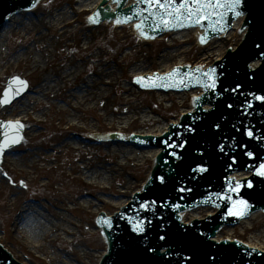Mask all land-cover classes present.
Wrapping results in <instances>:
<instances>
[{
    "label": "rangeland",
    "instance_id": "374dc122",
    "mask_svg": "<svg viewBox=\"0 0 264 264\" xmlns=\"http://www.w3.org/2000/svg\"><path fill=\"white\" fill-rule=\"evenodd\" d=\"M67 1L43 0L37 9L33 13H30L29 19L36 24H39L41 20L44 22L48 21L57 10H69ZM73 9L75 11L77 7L74 6L71 10ZM86 14H88V11L84 14L78 13L72 16L71 22L73 23L75 32L70 31L67 34L65 44L68 46V50H66V46L64 45L60 52L66 56L68 55L70 59H83L86 53L81 37L83 33L90 34L89 31L92 30L91 53H100L104 61H109L110 66L117 69L118 86L121 89L131 87L130 71L137 62L142 61L145 54L153 57L155 54L161 56L164 51L174 54L176 50H180L186 52V55L188 54V61L191 64L203 50V48L196 44L194 37L190 41L180 43L177 48L173 47L166 50L167 45L173 42V39L169 35L163 36L151 44L141 42L135 37L131 29L128 28L118 29L114 26H90L86 22ZM4 30L2 28L0 34ZM20 36L22 35L19 31L15 30L12 32L8 38L9 44H14ZM19 44L20 42H17V45ZM3 49L6 50L5 45ZM154 68L155 70L158 69L157 66H154ZM82 70L84 71V75H89L88 68L83 66ZM22 74L25 73L21 69H13L4 73L0 77V94L8 78L14 76L21 77ZM23 79L28 85L25 94H29L28 92L34 87V79L32 80L31 77ZM104 82H108V80H104ZM120 93H122L121 90L111 91L110 98L112 105L109 103L110 109L119 105L114 98H116L115 96L119 97ZM135 95L136 97L130 98L131 95L126 96L123 94V97H129L132 100L131 103L126 105H135L139 108L138 113L149 114L155 120L174 119L182 109H187L189 106L188 97L184 107L180 108L178 105L179 100L173 94H169V100L164 102H160L158 95L155 93L136 92ZM23 97L24 95L9 106H0V122L14 119H4L1 113L8 111L14 103H17ZM51 103L53 104L51 108L40 105L35 108L36 111L30 110V118L36 121L35 125H31L27 118H23L20 121L25 127L23 140L19 146L7 151L5 156L13 160L8 164L3 163V161L0 164V243L16 256L20 263L50 264V259L53 258L55 253L62 260L68 257V259L73 261V264H94L98 253L104 250L102 237L97 232L93 222L96 214H88L83 209L72 212L71 209L76 206L74 203L90 200L89 197L82 198L85 193L96 194L101 199L106 200V202H109V198L107 197L111 198V196L99 193V188L96 190L87 186L90 184V181L79 174L78 167L81 164L80 160L85 157L99 158L101 154L105 155L107 152L106 144H99L98 135L104 136L117 132L115 127L109 128L108 124H101V121H99V116L102 114L101 108L74 114L62 102L51 101ZM38 112H43L45 115H41ZM138 113L137 116H139ZM73 114L75 115L74 118L71 116ZM3 115L8 116L6 113ZM62 119H65V122H61ZM121 127L125 128L123 130L124 134L129 132L136 133L142 130L141 120H136L132 124L124 123ZM31 133L34 134V137L28 139ZM73 135L79 137V139L82 138V141L73 138ZM66 141H73L80 150H76V146L72 145L73 148L70 146L72 149L57 152V146ZM87 147L90 148L87 149ZM45 156H51L53 160H46ZM39 159L40 161H38ZM31 162L35 164L29 166ZM151 163L150 160H147L144 164L140 163V165L131 160L129 164L124 166L120 178L115 179L110 186L104 183H99L97 186L104 187L108 191L106 193H123L124 190L121 187L124 186L128 178L134 187L140 188L143 182H145L146 173ZM21 181H23L26 187L21 186ZM128 192L127 196L129 195ZM72 200L75 201L72 202ZM61 205L63 207L60 208ZM28 206L34 207L35 210L40 208L41 213L51 220V222L59 221V218L64 217L67 220L66 222H68L66 224L69 227L68 229L71 230L72 235H61L54 241L56 234H51L48 236V239L53 242L48 244L46 240H43L41 242V245L43 244L42 251L32 248L28 241L27 243L23 240L22 236H15L13 234L12 227L14 220ZM100 209L99 212L103 211L105 214L116 211L112 206H103ZM84 252L87 253L86 256H83Z\"/></svg>",
    "mask_w": 264,
    "mask_h": 264
},
{
    "label": "bare ground",
    "instance_id": "6f19581e",
    "mask_svg": "<svg viewBox=\"0 0 264 264\" xmlns=\"http://www.w3.org/2000/svg\"><path fill=\"white\" fill-rule=\"evenodd\" d=\"M102 2L104 4H101ZM67 3L69 10H57L54 16H52V20L48 19L45 22L41 20L39 24H36L29 19L30 13H22L16 18L10 17L9 24L3 27L5 30L0 34V77L9 70L21 69L26 74H22L21 77H31L32 80L34 79V87L28 92L29 94H24V97L20 101L14 103L5 112L8 116L3 115L5 113H1V116L4 119L14 118L13 120L16 121H22L23 118H27L31 125H35L36 121L30 118V110L36 111L35 108L40 105L51 108L53 106L51 101H58L64 103L74 114L101 108L102 114L99 116L101 124L106 123L109 128L115 127L117 134H120V136L125 137L123 133L125 128L121 127V125L124 123L132 124L136 120H141L142 130L135 134L142 136H160L168 129L170 122H177L178 116L173 120H155L149 114L138 113L139 108L135 105L127 106L126 104L131 103L132 100L129 97H123V94L126 96L131 95L132 97L130 96V98H133L136 97L135 93L138 90L137 88L134 89L131 87L119 88L117 69L111 67L109 61H104L100 53H91L92 30L89 31L90 34L83 33L81 37L86 53L83 59H70L68 55L66 56L60 52L64 45L66 46V50H68V46L65 44L67 34L70 31L75 32L73 23L71 22V19H73L72 16L78 13L84 14L87 11L88 14L86 16L90 15L98 6H105L106 2L104 0H68ZM74 6L77 7L75 11L74 9L71 10ZM241 21L242 19H239L236 25ZM114 25L115 23L113 22H103L102 24L96 25V27ZM117 28L125 29L126 27L117 25ZM129 28H133V26L131 27L130 25ZM15 30L19 31L22 36L18 37L15 43L10 45L8 38ZM243 34L238 35L236 31H229L222 39L209 42L203 48L202 53L191 64L188 61V54L186 55V52L180 50H176L174 54L169 51H164L161 56L155 54L153 57L145 54L143 55L142 61L137 62L130 71V77L152 75L153 73L164 74L178 66L184 67L190 65L191 69H196L197 66L200 69H206L211 63L222 60L228 48H235L241 42ZM195 35H197L196 29H190L186 32H175V34L170 33L169 36H171L173 42L167 45L166 50L173 47L177 48L180 43L190 41ZM17 42H20V44L17 45ZM144 42L152 43L148 40ZM4 45L6 46V50L3 49ZM83 66L88 68V76L86 74L84 75V71L82 70ZM154 66H157L158 69L155 70ZM104 80H108V82H104ZM112 90H121L122 93H120L121 95L119 97L115 96L116 98H114L119 105L110 109L109 103H111L110 94ZM200 93V90H192L189 94L175 93L173 95L179 100V107L183 108L189 95L193 97ZM155 94L158 95L160 102L169 100L170 93L164 94L156 91ZM58 110L62 111L61 109ZM189 110H191V107L182 109L180 113H187ZM38 113L45 115L43 112ZM137 113L139 116H137ZM74 114L71 115L73 118L75 117ZM61 122H65V119H62ZM33 137L34 134L31 133L28 139ZM72 145L76 146L73 141L63 142L57 146V152L72 149ZM75 148L76 150H80L77 146ZM89 148L87 147V149ZM106 148L108 150L105 155L101 154L99 158L85 157L80 160L81 164L78 167V172L90 181V184L87 186L95 188L96 190L99 188V193L103 195H110L111 198L107 197L109 198V202L101 199L96 194L89 193V195L85 193L82 198L89 197L90 200H85L82 203H74L76 206L71 209L72 212L83 209L88 214H97L103 206H112L114 210H119L128 205L131 195L136 192L140 193V188L134 187L128 178L124 186L121 187L124 190L123 193H106L108 191L104 187H98L97 185L104 183L110 186L115 179L120 178L124 166L129 164L131 160L139 164H144L147 160L152 161L158 153V149H137L131 145L112 142L106 144ZM45 157L46 160H53L51 156ZM11 160L13 159L4 156L3 163L8 164ZM34 164L31 162L29 166H33ZM127 192L130 196H127ZM74 201L72 200V202ZM108 215H111V213H108ZM66 221L62 217L59 218V221L51 222V220L41 213L40 208L35 210L34 207L28 206L14 220L12 224L13 234L15 236H22L23 240L28 241L32 248L42 251L43 244L41 245V242L43 240H46L48 244L53 242L48 239L49 235L56 234L54 241L61 235H72L71 230L68 229V222ZM104 252H99L98 257ZM86 255L87 253L84 252L83 256ZM98 257H96L94 264H97ZM14 258L18 261L16 256ZM75 261L77 260L75 259ZM50 264H73V261L68 259V257L62 260L59 255L54 253L53 258L50 259Z\"/></svg>",
    "mask_w": 264,
    "mask_h": 264
},
{
    "label": "snow or ice",
    "instance_id": "6c2138e0",
    "mask_svg": "<svg viewBox=\"0 0 264 264\" xmlns=\"http://www.w3.org/2000/svg\"><path fill=\"white\" fill-rule=\"evenodd\" d=\"M139 4H144L145 7L139 11L134 13L135 16H142L143 13H147V16H144V18L139 22L136 23L134 26L136 30L140 33L141 36H144L147 38L146 34L143 31L144 22L145 20L151 18L152 21L156 24V28H160L163 26L165 29H172L177 26L180 27H194L197 25L203 26L205 23L211 26V29L213 31H223L225 30L226 25V17L231 14L233 18H238L243 15V12L240 11V8L242 6L243 0H137ZM35 6V5H33ZM133 19L132 16H127L124 19H116V24H122V23H129ZM89 21L91 23H97L99 22V13H95L94 16L89 17ZM243 31V29H242ZM200 42L204 43L206 42V37L201 36ZM257 48L261 47L259 44L256 45ZM264 55V54H262ZM253 66L249 65V68L251 69ZM179 73V69H173L170 73H168L166 76L158 77H137L135 79L136 83L142 84V86L145 87H177L179 85H183L184 87H190V86H199L203 89L207 90H215L217 87V78L215 76V69L210 68L207 71L201 72L200 68H197L193 70L192 72L185 73L184 75L188 77V80H185L184 78L175 79L177 74ZM195 73H199V75H196ZM201 77H206V80L201 79ZM149 83H145V82ZM157 81H160V83H157ZM192 81H195V84L192 83ZM16 83L18 85H23L24 87L27 86L25 81L20 80L18 77H14L13 81L10 82L8 88L5 89L2 97H0V105L9 104L11 103V100L16 96L19 95L21 91H23V88H17L14 91L12 90V83ZM239 90V86L232 89H224L225 92L232 91L237 92ZM11 93V95H10ZM253 99L257 101L264 102V96L254 95L252 94ZM201 97H194L193 102L200 100ZM247 108L252 107L251 102H247L245 105ZM228 108H232V104L227 105ZM6 127H12V128H22L23 125L19 124L18 122L16 124H9L6 125ZM218 128L219 125H216ZM189 132L193 131V129L189 128ZM246 135L249 138L253 137V132L251 130H248L246 132ZM20 138H13L9 140L8 135L5 134V139L3 142H0V154L3 153V151L10 146V143H19ZM165 144L167 147L171 148H177V147H183L184 145H176L174 143H168L165 141ZM225 146L223 144L219 145V150L221 152L224 151ZM171 155L176 156V153L173 152ZM246 155L250 159H254L253 154L251 152H247ZM177 159H179V156H176ZM232 163L235 164L236 160L233 158ZM192 171L203 173L207 171V168L203 166H198L196 168H193ZM255 172L257 175L264 176V162H261L258 167L255 169ZM234 181V178H226L225 184L226 188L223 193H216V198L219 200H224L230 202L231 206L227 210V215L229 216H243L245 214V209L248 207L247 201L243 199L234 200L233 194L237 195L240 192V189L242 187V184L240 181ZM164 180L161 178V183H163ZM21 186L26 187V185L21 181ZM247 187L251 188L252 184L251 182L247 183ZM179 191H190V189H184L181 188ZM211 199V197H209ZM154 203V202H151ZM218 206V205H217ZM141 207L148 211L150 205L149 204H143ZM104 224H110V221L107 219H102L101 221ZM144 222L138 221L133 224V231L137 233H143L145 231L144 229ZM160 239H165L164 236H160ZM148 251H153V249L149 248ZM185 259H189L188 257H185Z\"/></svg>",
    "mask_w": 264,
    "mask_h": 264
},
{
    "label": "water",
    "instance_id": "95a60500",
    "mask_svg": "<svg viewBox=\"0 0 264 264\" xmlns=\"http://www.w3.org/2000/svg\"><path fill=\"white\" fill-rule=\"evenodd\" d=\"M109 2H110V0H107L105 3V6H102V7H106V5H109L110 4ZM130 3L131 2H128L126 4V6L129 5ZM0 5H1L0 9H2V7L5 5L4 0H0ZM111 9H112V6H111ZM122 14H125V13L122 12ZM108 16H105V18H111L112 17L111 15L109 17ZM12 17H14V16H12ZM8 24H9V22H8ZM2 28H0V31L2 30ZM186 31L183 30V31H177V32H186ZM222 38L223 37H221V39ZM220 61L221 60H219L217 62H220ZM256 65H257L256 63L254 65L252 64V66H256ZM178 67H182V66H178ZM197 68H199V67L197 66ZM204 70L205 69H201V71H204ZM197 90H199V89H197ZM19 95H16L14 98H17ZM6 125H9V124H2V127H1L2 134H1L0 142L4 141L5 134L8 135L9 140L13 139V137H11V136L13 134H15V132L10 133V129H9L10 127H6ZM20 135H21V132L19 133V138H20ZM118 135L120 136V134H118ZM153 137H160V136H153ZM102 141L103 140H101V138H100L99 144H107L108 143V142L102 143ZM12 144L13 143H10V146ZM9 147H7V148H9ZM150 149H155V148H150ZM4 151H3V153H4ZM239 175L240 174H235L234 176L237 177ZM242 176H244V174ZM212 212L213 211H211V210L197 209L195 211H191V212H187V213L183 214L180 219L183 223L200 221V220L204 219L205 217H207L208 214H211ZM173 213H172V216L174 215ZM260 216H261L260 214H253L248 220H246V221L244 220L243 222H241L239 224V227H236L234 229L224 228L221 231L217 232L214 235V237H212V240L216 241V242L220 241V240H227V241L231 242L235 237V238H239L241 240L246 241L245 245L247 247L264 252V216H262V217H260ZM13 258H14V255H13ZM15 261L17 262V260H15Z\"/></svg>",
    "mask_w": 264,
    "mask_h": 264
}]
</instances>
